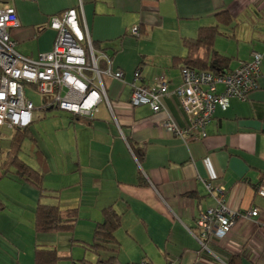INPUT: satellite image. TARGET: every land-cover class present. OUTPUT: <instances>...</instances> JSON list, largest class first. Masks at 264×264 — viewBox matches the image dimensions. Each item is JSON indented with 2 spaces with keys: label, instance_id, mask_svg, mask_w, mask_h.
Segmentation results:
<instances>
[{
  "label": "crops",
  "instance_id": "obj_1",
  "mask_svg": "<svg viewBox=\"0 0 264 264\" xmlns=\"http://www.w3.org/2000/svg\"><path fill=\"white\" fill-rule=\"evenodd\" d=\"M6 7L19 20L9 29L16 51L34 59L53 47L51 19L74 8L94 48L123 78L103 76L110 108L102 100L91 117L66 112L53 134L57 157L51 161L43 152L42 187L58 195L44 203H57L62 213L77 210L71 231L36 233L39 191L0 169V264H34L36 246L89 243L108 206L120 216L114 232L118 253L110 264H264V197L257 192L264 187V0H0V8ZM220 14L229 16V24L219 21ZM216 24L221 34L213 48L229 58L226 72L258 52L260 75L245 99L230 97L226 109L216 108L204 137L188 133L182 140L162 122L191 125L175 93L187 54L183 40ZM98 66L105 68V61L99 59ZM137 69L139 84L153 85L160 75L168 81L157 113L130 104ZM3 137L0 163L10 138ZM50 171L57 181L52 189L44 184ZM220 188L228 209L246 216L256 208L258 215H241L224 239L202 244L196 220L218 205Z\"/></svg>",
  "mask_w": 264,
  "mask_h": 264
},
{
  "label": "built area",
  "instance_id": "obj_2",
  "mask_svg": "<svg viewBox=\"0 0 264 264\" xmlns=\"http://www.w3.org/2000/svg\"><path fill=\"white\" fill-rule=\"evenodd\" d=\"M18 26L14 8H0V127L24 128L32 123L35 107L25 97L26 86L46 97L42 107L57 108L72 116L91 117L102 100L110 108L102 77L121 80L123 72L113 70L111 59L94 48L84 19L81 26L74 8L51 19L50 27L56 32L53 47L35 59L16 51L9 29ZM132 34H138L137 27L132 28ZM261 58L260 53L253 52L248 61L240 63L232 71L219 74L182 68V85L175 93L191 125L188 129L180 128L173 119H167L162 122L163 128L182 140H187L188 133L204 137L205 127L217 107L226 109L230 97L243 100L248 91L256 87ZM99 59L105 61V68H99ZM139 79L140 72L136 70L131 83L130 104L147 105L153 113H157L162 107L163 96L168 93L167 79L160 75L150 86L137 83ZM218 86H222L221 91ZM217 191L220 196L218 205L202 212L196 220L202 244L224 239L234 224L233 220L242 215L239 211L228 209L221 198L223 190L220 188ZM257 192L264 197V187L260 186ZM257 215L256 208L246 213L248 218Z\"/></svg>",
  "mask_w": 264,
  "mask_h": 264
},
{
  "label": "trees",
  "instance_id": "obj_3",
  "mask_svg": "<svg viewBox=\"0 0 264 264\" xmlns=\"http://www.w3.org/2000/svg\"><path fill=\"white\" fill-rule=\"evenodd\" d=\"M219 21L223 24H229V16L227 14H220ZM220 34L219 25L216 24L200 27L195 38L184 39L183 44L187 49V54L181 58L184 63L181 69L189 67L212 71L218 74L226 72L229 58L221 55L213 48L214 40ZM202 52L204 53L203 56L201 55ZM137 70L140 72V69ZM43 108L46 109V107ZM28 126L13 129V133L8 141V148L0 163L2 175L12 172L18 178L34 186L39 191V197L49 196L57 199V194L42 187L45 167L40 151L36 150L38 152L37 158L43 164L40 168H34L20 158L23 141L26 138L33 139ZM102 213L103 220L96 223L91 241L83 244L86 251L95 255V262L92 263L82 259L72 262L73 264H110L116 258L118 246L114 232L120 225V216L111 206L103 208ZM77 214L75 208L68 209L62 213L57 203L38 201L34 213L35 232L71 231L77 220ZM59 260L60 256L55 248L45 246L35 247L34 264H58Z\"/></svg>",
  "mask_w": 264,
  "mask_h": 264
},
{
  "label": "rangeland",
  "instance_id": "obj_4",
  "mask_svg": "<svg viewBox=\"0 0 264 264\" xmlns=\"http://www.w3.org/2000/svg\"><path fill=\"white\" fill-rule=\"evenodd\" d=\"M25 97L30 99L35 107L32 113L33 115L32 123L28 126V129L31 132L33 139L26 138L23 141L22 150L20 152V158L25 162H27L32 167L40 168L42 164L41 163L37 164L36 156L38 152H36V150L40 151L42 157H44V153H45L47 159L54 161V158L57 157L58 154L56 150L57 144L53 137V134L56 128L60 127L61 121L63 120L62 117H66V112L57 108H53L49 111H45V109L42 108V103L46 99V97L43 96L41 93L36 92L35 90H33V88L29 86L25 87ZM44 114L45 116L43 117ZM0 133L2 136H4L3 139H8L10 135L13 133V130L0 127ZM6 144H7L6 140L1 141L0 148L2 149V153L6 149L5 146ZM47 175L50 178L44 179V184L47 188L52 189L49 185H54L53 182H57L52 179L54 175V171H50ZM52 193L57 194L56 191H53ZM65 195L71 196V193H66ZM53 199L54 198L52 197L49 198L42 197V202H49L52 201ZM55 241H56V237L54 235V237L51 239V242L55 243ZM60 245L62 244L60 243ZM48 247H52L57 250V253L60 256V260L58 264H73L72 262L79 261L82 259H85L86 261L93 263L95 262L96 259V257H94L92 253L86 251V249L83 246H71V247L48 246Z\"/></svg>",
  "mask_w": 264,
  "mask_h": 264
}]
</instances>
